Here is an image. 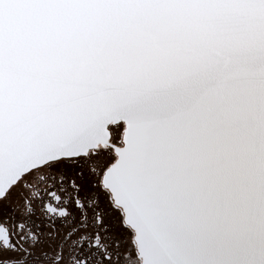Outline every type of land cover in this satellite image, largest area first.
Masks as SVG:
<instances>
[{"label": "snow or ice", "instance_id": "obj_1", "mask_svg": "<svg viewBox=\"0 0 264 264\" xmlns=\"http://www.w3.org/2000/svg\"><path fill=\"white\" fill-rule=\"evenodd\" d=\"M0 264H264V0H0Z\"/></svg>", "mask_w": 264, "mask_h": 264}]
</instances>
